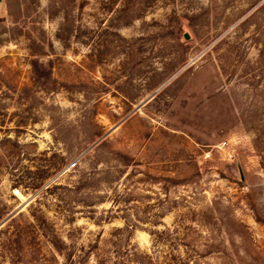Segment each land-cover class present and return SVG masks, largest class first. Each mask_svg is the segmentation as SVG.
<instances>
[{
  "label": "rangeland",
  "instance_id": "rangeland-1",
  "mask_svg": "<svg viewBox=\"0 0 264 264\" xmlns=\"http://www.w3.org/2000/svg\"><path fill=\"white\" fill-rule=\"evenodd\" d=\"M0 264H264V0H0Z\"/></svg>",
  "mask_w": 264,
  "mask_h": 264
},
{
  "label": "built area",
  "instance_id": "built-area-1",
  "mask_svg": "<svg viewBox=\"0 0 264 264\" xmlns=\"http://www.w3.org/2000/svg\"><path fill=\"white\" fill-rule=\"evenodd\" d=\"M225 145H226V143H223L221 146H225ZM219 149H221L220 146H219ZM204 158H205V159L210 158V153H209V152L206 153V154L204 155Z\"/></svg>",
  "mask_w": 264,
  "mask_h": 264
},
{
  "label": "water",
  "instance_id": "water-1",
  "mask_svg": "<svg viewBox=\"0 0 264 264\" xmlns=\"http://www.w3.org/2000/svg\"><path fill=\"white\" fill-rule=\"evenodd\" d=\"M188 36H186V38H187Z\"/></svg>",
  "mask_w": 264,
  "mask_h": 264
}]
</instances>
